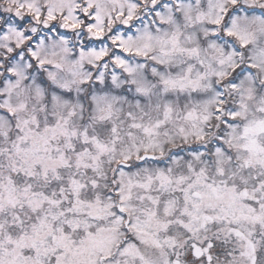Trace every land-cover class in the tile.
Masks as SVG:
<instances>
[{"label": "snow or ice", "instance_id": "1", "mask_svg": "<svg viewBox=\"0 0 264 264\" xmlns=\"http://www.w3.org/2000/svg\"><path fill=\"white\" fill-rule=\"evenodd\" d=\"M0 264H264V0H0Z\"/></svg>", "mask_w": 264, "mask_h": 264}]
</instances>
